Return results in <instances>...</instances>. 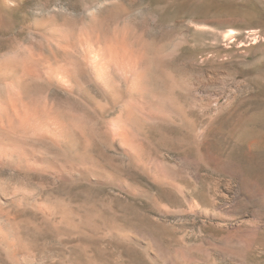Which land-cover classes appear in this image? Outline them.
<instances>
[{"label": "rangeland", "instance_id": "1", "mask_svg": "<svg viewBox=\"0 0 264 264\" xmlns=\"http://www.w3.org/2000/svg\"><path fill=\"white\" fill-rule=\"evenodd\" d=\"M0 103V264H264V0H0Z\"/></svg>", "mask_w": 264, "mask_h": 264}, {"label": "bare ground", "instance_id": "2", "mask_svg": "<svg viewBox=\"0 0 264 264\" xmlns=\"http://www.w3.org/2000/svg\"><path fill=\"white\" fill-rule=\"evenodd\" d=\"M51 71V70H50ZM68 72V71H67ZM50 75V74H49ZM67 76V75H66ZM71 78L73 79V80H75L74 78H73V75H71ZM20 86H22V88H24V83H20ZM10 87V86H9ZM10 95V94H9ZM1 101H3V99L1 100ZM18 101V100H17ZM3 103V102H2ZM0 105H1V103H0ZM2 105H4V104H2ZM6 105V104H5ZM8 105V104H7ZM38 106V105H37ZM7 107V106H6ZM5 107V108H6ZM8 108V107H7ZM26 108V107H25ZM25 108H23L24 110H25ZM0 109H2V108H0ZM5 110V109H4ZM9 110V109H8ZM21 110V109H20ZM6 111H7V109H6ZM36 111V110H35ZM49 111V110H48ZM40 112V111H39ZM43 112V111H42ZM24 113V112H23ZM34 113V112H33ZM44 113V112H43ZM5 114V113H4ZM27 113H25V115H26ZM39 114H41V113H39ZM38 114V115H39ZM45 114H47V113H45ZM49 114V113H48ZM42 115V114H41ZM3 116H5V117H10V115L9 114H6V115H3ZM40 116V115H39ZM5 117H3V118H5ZM33 117V116H32ZM48 117V116H47ZM47 117H45V115L43 116H40L39 118V120L40 121H45V120H47ZM23 119V118H22ZM49 119H50V121L52 122V123H56V124H58V122L61 124V126H60V130H59V132L57 133L56 131H54V132H56L55 133V136H56V139L58 138V140L60 141V142H62V143H67V142H69V138L71 137V129L69 128V127H67L66 125H64V124H62V120H61V118H60V115L59 114H57V112H53V113H51L50 114V116H49ZM52 119V120H51ZM15 120V119H14ZM38 120V119H37ZM10 121V120H9ZM58 121V122H57ZM13 122V121H12ZM48 122H49V120H48ZM50 122V123H51ZM47 123V122H46ZM24 124V123H23ZM45 124V123H44ZM13 128V129H17V128H20V129H22L23 131L24 130H26V131H28L26 128H27V126L26 125H13V123L11 124V126H9V128ZM55 127V126H54ZM44 130V129H43ZM55 130H57V129H55ZM25 131V132H26ZM51 132V131H50ZM53 134V133H52ZM53 137V136H52ZM55 138V137H54ZM17 145V144H16ZM19 145V144H18ZM2 145H0V159H3L4 161L6 160V161H8L9 163L10 162H19V163H23L24 161L25 162H27L28 160L30 161V159L32 160V152H30V150H28V149H26L25 148V146L23 147V146H18V148L16 147L15 148V150H14V152H11V153H5L4 152V149H3V147H1ZM29 148V147H28ZM7 149V148H6ZM9 152V151H8Z\"/></svg>", "mask_w": 264, "mask_h": 264}]
</instances>
